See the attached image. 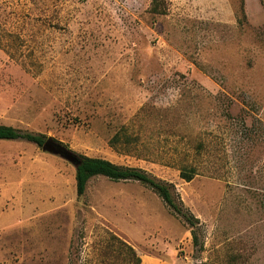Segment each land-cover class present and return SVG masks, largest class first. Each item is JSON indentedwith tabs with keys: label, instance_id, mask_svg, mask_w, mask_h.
Returning <instances> with one entry per match:
<instances>
[{
	"label": "rangeland",
	"instance_id": "rangeland-1",
	"mask_svg": "<svg viewBox=\"0 0 264 264\" xmlns=\"http://www.w3.org/2000/svg\"><path fill=\"white\" fill-rule=\"evenodd\" d=\"M158 1L0 0V124L171 184L201 251L139 182L78 198V165L0 140V264H122L110 235L140 264H264V0Z\"/></svg>",
	"mask_w": 264,
	"mask_h": 264
},
{
	"label": "trees",
	"instance_id": "trees-1",
	"mask_svg": "<svg viewBox=\"0 0 264 264\" xmlns=\"http://www.w3.org/2000/svg\"><path fill=\"white\" fill-rule=\"evenodd\" d=\"M158 2V0H152V11L155 13H159ZM0 140H25L41 147L45 142V137L41 134L22 133L11 126L0 124ZM111 143L116 144L117 139L113 138ZM179 175L181 179L189 182L194 178L195 170L183 166L180 168ZM97 176L105 177L111 181H136L151 189L165 206L190 229L193 247L196 251H201L202 246L198 233L199 220L185 209L181 202L177 201L171 184L159 181L141 169L121 167L100 158L79 156V164L75 170L76 195L78 198L84 195L88 181ZM106 249L108 252L113 253L122 264H140L141 262L135 250L114 235L108 237Z\"/></svg>",
	"mask_w": 264,
	"mask_h": 264
},
{
	"label": "water",
	"instance_id": "water-1",
	"mask_svg": "<svg viewBox=\"0 0 264 264\" xmlns=\"http://www.w3.org/2000/svg\"><path fill=\"white\" fill-rule=\"evenodd\" d=\"M41 147H42L43 151H47L49 153H52V154H55V155H59V156L65 158V159L69 160L70 162H73L76 165L79 164L77 158L72 153H70L69 151L65 150L61 146L53 143L50 140H46Z\"/></svg>",
	"mask_w": 264,
	"mask_h": 264
}]
</instances>
